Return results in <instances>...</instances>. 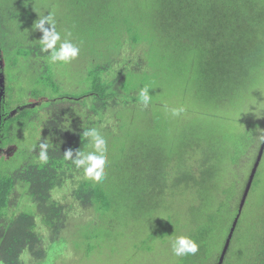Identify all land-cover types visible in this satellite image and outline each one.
Here are the masks:
<instances>
[{
  "label": "trees",
  "instance_id": "16d2710c",
  "mask_svg": "<svg viewBox=\"0 0 264 264\" xmlns=\"http://www.w3.org/2000/svg\"><path fill=\"white\" fill-rule=\"evenodd\" d=\"M67 1L81 14L92 13L94 19L83 41L88 48L85 64L89 72L79 84H64L54 73L62 64L46 62L38 41L42 35L33 27L40 13L25 0H0V61L8 55L10 65L24 67L17 72L18 81L31 79L29 96L40 102L38 107L12 116L13 99L7 95L13 85L6 87L0 95V150L15 142L17 128L25 131L26 127L19 126L21 122L30 121V127L43 117L33 147L18 152L11 163L6 161L10 168H0V264H25L26 257L42 262L56 241L70 238L71 230L75 231L71 240L79 249L80 238L87 242L105 236L97 225H109L114 216L120 219L122 211L128 213V204L148 211L162 209L164 188L173 194L180 186L195 191L198 199L191 208L196 216L189 215L196 230L188 228L190 233L185 236L195 239L200 247L194 255L179 257L177 264L211 263L223 252L236 220L222 264H264V216H257V221L250 216L257 206L264 214V199L249 202L248 194L242 209L238 208L235 216H226L222 209L230 206L235 192L222 189L218 183L231 166L238 171L241 158L253 147L264 123L254 117L241 118L244 129L240 132L224 126L209 127L206 134L189 130V141L182 139L188 143L181 151L185 154L178 153L174 159L169 156L174 150L167 155L158 146L164 136L158 114L150 129L158 142L144 148L134 147L135 141L127 143L129 134L132 140L143 131L130 132L125 121V114H132L138 104L140 88L149 85L153 95L148 75L161 68L175 70L171 72L173 79H182L184 69L186 84L195 91L192 99L198 102L195 111L200 117H213L215 122L228 120L223 112L238 107L240 97L243 104L259 98L264 82V0ZM122 3L123 8L119 7ZM47 9L53 8L48 5ZM31 30L35 33L30 34ZM92 39L101 41L95 61L91 59L97 55L89 53ZM101 43H106L108 52ZM5 67L0 65V74L7 75ZM152 112L148 109L146 116ZM106 119L117 120L122 134L114 135L107 129L109 125L101 127ZM89 127L98 128L108 140L109 161L100 183L86 180L82 170L64 159L68 149L92 150L82 136ZM41 140L50 146L47 164L38 159ZM260 164L251 194L263 182L264 167ZM236 176L239 178V173ZM66 189L69 192L63 194ZM79 229L84 230V237H76ZM170 235L181 234L160 217L144 244L157 239L166 242ZM146 249L150 251L147 245Z\"/></svg>",
  "mask_w": 264,
  "mask_h": 264
},
{
  "label": "rangeland",
  "instance_id": "374dc122",
  "mask_svg": "<svg viewBox=\"0 0 264 264\" xmlns=\"http://www.w3.org/2000/svg\"><path fill=\"white\" fill-rule=\"evenodd\" d=\"M25 1L32 9L35 10V12L40 13L39 15L47 14L49 11L47 9L48 5L52 6V10L56 13L57 30L61 32L62 37L67 33H70L71 35L68 38L80 47L81 51L79 57L71 64H62L60 68H55L57 65L54 66V73L58 76L61 82H64V84H79L84 78V73L86 77L89 72L86 71L87 66L89 65L88 63L85 64V61L88 58V55L86 54V49L88 48L85 46L83 41L85 39L84 35L87 29H89L91 24L94 23L92 13L82 11L81 14V10L77 11L73 4L67 0ZM120 2L121 0H119V3ZM119 7H125V3L119 4ZM29 9L26 10L29 11ZM108 10H111V8H108ZM35 31L43 35L39 30ZM35 31L31 30L30 34H34ZM14 40L15 39H12V42ZM92 40L93 41L89 43V53L92 56L94 54L97 55V57L91 59V61H95L100 56L99 48L101 47L99 43L101 41L98 39ZM101 46L106 52H108L106 50V43H101ZM122 54L125 57L127 56V53L122 52ZM4 55L5 54H3V56ZM12 56L15 55L11 53V57ZM8 57V55H5L3 62L2 60L0 61V65L2 67L6 66L5 70L7 71V75L4 74V83L6 87L13 85L12 93L7 95V99L10 97L13 99L12 104L14 106L12 112L10 113L12 116H15L23 109L38 107L40 102H38V100H32L29 96V79L23 80V78H21L18 81L20 73L18 74L17 72L24 69V67L22 66V68H20L16 65H10L9 59H7ZM113 57V55H110V58ZM100 59L99 61L104 62ZM92 65L93 62L91 63L90 69L92 68ZM115 68H117V66H115ZM172 71L161 68L153 73H149L148 78L152 83L153 89L151 105L148 108H144L141 104H137L136 107H134L135 109L132 111V114L130 112L125 114L127 117L125 121L128 122L130 132L142 129L143 134L139 138L132 140L131 137L133 136L129 134L127 136V143L130 142L131 144L132 141H135L136 144L135 142L132 143L134 147L135 145H138L139 148H144L149 144L158 142L155 137L157 134L150 132L154 127L155 114L160 116L161 129L164 133L162 142L161 144H158V146H161V148L163 147L167 155H169L170 149L174 150L172 155H169L174 159H176L178 153L182 155L185 154V152L181 151H185V148L188 146V143L183 142L189 141V130L193 129L197 132L206 134L209 127L215 126L218 128L224 126L225 129L230 127L232 130L240 132L244 129V125L240 121L241 118L247 119L254 117L253 119L256 122L264 123V82L260 88L261 94H259V98L256 97L255 99H250L249 102L243 104V98L240 97L238 107L230 108L223 112V114L228 115L230 118H228V120L221 119L215 122L213 117L208 115L200 117V115H198L195 111L196 108H194V106H196L198 102H195L194 99H192L195 91L191 89L188 84H186L187 74L185 73V70H181L183 72L182 79H173L171 76ZM15 74H17L16 77L12 78ZM108 77L110 76L108 75ZM9 79H12L13 83H10ZM25 103H28L29 105ZM181 106L185 108V111L179 116L173 117L170 109ZM148 109H151L153 112L151 115L146 116ZM29 122L30 121L21 122L19 126L26 127L25 131L21 132L17 128L15 142L7 146L5 149L0 150V163L3 164V167L1 164L0 168H10L11 164H6V161L11 163L15 160L14 156H16L18 152L26 148L31 149L38 140L41 132L40 126L43 122V117L35 119L34 124L30 127L28 124ZM107 125H109L107 129L112 131L114 135L122 134L117 120L114 119L108 121L106 119L105 123L101 127L104 128ZM182 139H184L183 142ZM263 148L264 129L261 128L258 131V136L256 137L253 147L250 148L249 152L243 158H241L239 166L237 167L238 171H235L236 169L231 166L230 169L221 174L218 183L222 189H231L235 192L230 206H225L222 209V213L226 216L229 214L230 216H235L234 214L236 213V210L241 207L258 158L260 154H262V158L264 156ZM162 156L163 151H161V157ZM260 165L262 168L264 167V159L261 161ZM238 173L239 178L236 176ZM262 176L263 182L259 184L255 193H249L250 197L248 198V201L253 200L260 203L261 200L264 199V173ZM237 179V189H235ZM175 189L177 191L172 194L171 191L164 188V193L160 198L165 203V206L161 207L163 210L155 209L148 211V208L143 210L141 209V206L133 207L128 204V213L122 211L124 215L120 216V219L117 220L116 216H114L115 218L110 220L111 223L109 225H105L103 223L97 225V227L106 234L102 238L90 239L87 242L84 238H80L79 249H75L73 244L74 241L71 240L74 239L72 233L75 231L71 230L70 238H67L66 235L65 238L67 239L63 238L56 241V245L49 252L46 260L38 262L32 261L29 257H26L25 264H177L179 257L175 256L172 252L170 243L172 238L171 235L165 239L167 240L166 242H162L157 239V241L146 243L147 248L150 249V251L146 249V245L144 244L148 236L153 233L159 224L160 217H162L165 221H168L169 225L174 230L179 231L181 235H188L190 233L189 229H191L192 232L196 230V227L191 225L192 217L197 214L195 213L193 215L191 212L192 205L198 201L197 196H194L195 191H190L189 188H183L181 186L176 187ZM178 189L182 190L179 191ZM68 192L69 190L66 189L63 190L62 193L65 194ZM127 197L129 200L132 198L130 194H127ZM129 200L128 202L132 203ZM211 202L214 204L213 200H211ZM262 209L260 206H257L255 210L253 209L254 214H251L250 216H254V221H257V216H264ZM190 214L193 216L189 217ZM41 230L45 229L41 227ZM83 231V229H79L78 233L75 234L76 237H84ZM222 256L223 252L217 253L209 264H219L217 261H221Z\"/></svg>",
  "mask_w": 264,
  "mask_h": 264
},
{
  "label": "clouds",
  "instance_id": "9594fccd",
  "mask_svg": "<svg viewBox=\"0 0 264 264\" xmlns=\"http://www.w3.org/2000/svg\"><path fill=\"white\" fill-rule=\"evenodd\" d=\"M46 15H39V19L34 24V29L42 32L39 45L40 51L45 55V60L50 64H71L80 55V47L73 43L70 33L62 37L61 32L57 30V19L54 10H50ZM47 25V26H46ZM151 87L145 85L138 91L137 103L144 108H148L152 103L153 95L150 94ZM185 111L184 107H173L170 109L173 117L179 116ZM82 136L87 138L91 151L77 149H68L64 152V159L70 161L76 169L82 170L84 178L93 183H100L106 177V168L109 161L108 140L96 127H89L83 130ZM38 159L41 164H47L49 161V144L46 140H41L38 145ZM35 151V147L33 148ZM172 252L177 257L194 255L199 251L200 245L189 236H173L171 241Z\"/></svg>",
  "mask_w": 264,
  "mask_h": 264
},
{
  "label": "water",
  "instance_id": "95a60500",
  "mask_svg": "<svg viewBox=\"0 0 264 264\" xmlns=\"http://www.w3.org/2000/svg\"><path fill=\"white\" fill-rule=\"evenodd\" d=\"M1 76H2V75H1ZM3 81H4V79H3V77H1V83H3ZM2 94H3V92L0 93V95H2ZM261 159H262V154H260V156H259V158H258V161H257V163H256V165H255V168H254L253 174H252V176H251V179H250L249 185H248V187H247V191H246V193H245V197H244L243 202H242V205H241V209H242V207L244 206V204H245V202H246V198H247V196H248V194H249V191H250V188H251L252 182H253V180H254V177H255L256 171H257V169H258V167H259V164H260ZM236 223H237V220L235 221L234 226H233V228L231 229V233H230L229 238H228V240H227L226 246H225V248H224V250H223V256H222V259H221V261H220V264H222V262H223V260H224L225 254H226V252H227V248H228V246H229V243H230V240H231V237H232V234H233V232H234V230H235V227H236Z\"/></svg>",
  "mask_w": 264,
  "mask_h": 264
},
{
  "label": "flooded vegetation",
  "instance_id": "af4514ba",
  "mask_svg": "<svg viewBox=\"0 0 264 264\" xmlns=\"http://www.w3.org/2000/svg\"><path fill=\"white\" fill-rule=\"evenodd\" d=\"M0 77H3V79H4V74H0ZM5 90H6V85H5L4 81H3V83H1V78H0V91H2L4 93Z\"/></svg>",
  "mask_w": 264,
  "mask_h": 264
}]
</instances>
